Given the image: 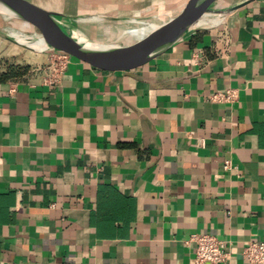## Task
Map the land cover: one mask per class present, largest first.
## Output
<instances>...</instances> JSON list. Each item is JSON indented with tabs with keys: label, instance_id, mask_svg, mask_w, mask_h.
Listing matches in <instances>:
<instances>
[{
	"label": "crops",
	"instance_id": "0c3cea01",
	"mask_svg": "<svg viewBox=\"0 0 264 264\" xmlns=\"http://www.w3.org/2000/svg\"><path fill=\"white\" fill-rule=\"evenodd\" d=\"M29 1L127 44L188 0ZM214 7L233 9L143 66L71 56L55 83L50 54L0 36V73L28 67L0 82V264H196L201 233L228 243L218 264H250L245 246L264 240V0ZM228 87L235 101L212 99Z\"/></svg>",
	"mask_w": 264,
	"mask_h": 264
},
{
	"label": "water",
	"instance_id": "95a60500",
	"mask_svg": "<svg viewBox=\"0 0 264 264\" xmlns=\"http://www.w3.org/2000/svg\"><path fill=\"white\" fill-rule=\"evenodd\" d=\"M217 0H188L175 17L133 45L107 43L92 38L78 28L73 16L44 9L29 0H0V36L34 52L64 53L91 60L111 70L128 71L143 66L175 45L190 39L209 20L221 24L233 8H215ZM21 20L33 26L36 34L21 32L11 25ZM39 41L44 48L37 47Z\"/></svg>",
	"mask_w": 264,
	"mask_h": 264
},
{
	"label": "built area",
	"instance_id": "2783aa9c",
	"mask_svg": "<svg viewBox=\"0 0 264 264\" xmlns=\"http://www.w3.org/2000/svg\"><path fill=\"white\" fill-rule=\"evenodd\" d=\"M70 59L71 56L64 53L50 54L45 82H58ZM238 95L239 91L236 88L228 87L213 94L212 99L217 102H233ZM190 241L195 245L196 264H218L227 261L228 243L225 240L213 234L201 233L192 235ZM243 255L250 264H264V240L250 241L245 246Z\"/></svg>",
	"mask_w": 264,
	"mask_h": 264
},
{
	"label": "bare ground",
	"instance_id": "6f19581e",
	"mask_svg": "<svg viewBox=\"0 0 264 264\" xmlns=\"http://www.w3.org/2000/svg\"><path fill=\"white\" fill-rule=\"evenodd\" d=\"M209 20H202L199 25L208 24ZM161 23H150L144 27L138 28L134 31H132L130 34L126 36L127 44L133 45L137 43L138 41L142 40L144 37H146L148 34H150L153 31H156L160 27ZM37 47L44 48L45 43L43 41H39L38 44H36Z\"/></svg>",
	"mask_w": 264,
	"mask_h": 264
},
{
	"label": "trees",
	"instance_id": "16d2710c",
	"mask_svg": "<svg viewBox=\"0 0 264 264\" xmlns=\"http://www.w3.org/2000/svg\"><path fill=\"white\" fill-rule=\"evenodd\" d=\"M28 67H22L18 65H9L5 72L0 73V82L7 81L9 79H14L21 77L26 73Z\"/></svg>",
	"mask_w": 264,
	"mask_h": 264
},
{
	"label": "rangeland",
	"instance_id": "374dc122",
	"mask_svg": "<svg viewBox=\"0 0 264 264\" xmlns=\"http://www.w3.org/2000/svg\"><path fill=\"white\" fill-rule=\"evenodd\" d=\"M166 21H168V20L167 19H161V20H157V21H155V20H147V21L143 22L142 24H140V26L138 28L144 27V26H146V25H148L150 23H154V22L163 23V22H166ZM28 50H30V49H28Z\"/></svg>",
	"mask_w": 264,
	"mask_h": 264
}]
</instances>
